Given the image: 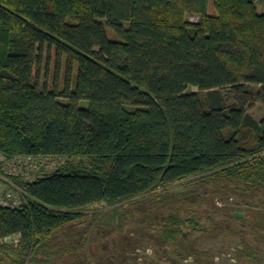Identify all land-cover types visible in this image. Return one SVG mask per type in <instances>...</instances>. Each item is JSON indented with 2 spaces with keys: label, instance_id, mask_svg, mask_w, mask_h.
<instances>
[{
  "label": "trees",
  "instance_id": "obj_1",
  "mask_svg": "<svg viewBox=\"0 0 264 264\" xmlns=\"http://www.w3.org/2000/svg\"><path fill=\"white\" fill-rule=\"evenodd\" d=\"M257 1L0 0V153L62 160L10 176L23 193L0 207V251L13 264H88L97 233L124 231L127 206L149 198L191 205L210 184L264 195V116L247 109L264 106ZM96 204L108 209L81 228ZM176 209L137 226L178 262L210 263L194 247L205 226Z\"/></svg>",
  "mask_w": 264,
  "mask_h": 264
},
{
  "label": "rangeland",
  "instance_id": "obj_2",
  "mask_svg": "<svg viewBox=\"0 0 264 264\" xmlns=\"http://www.w3.org/2000/svg\"><path fill=\"white\" fill-rule=\"evenodd\" d=\"M256 7L259 13H264V0H258ZM208 12L215 13L211 3L208 6ZM190 19L197 18L193 16ZM106 33L111 39L117 37L109 28H106ZM50 54L48 72L43 76V79L49 84L54 80L55 65V55L52 52ZM75 77V72H73L72 88ZM65 79L66 71L63 62L59 73L60 88L64 87ZM190 89L197 90L194 87ZM86 104V101L81 102L82 106H86ZM247 109L257 120L264 116V106L261 102H255ZM61 161V159L40 158L27 162V164H31L30 170L35 172L41 168H53ZM26 166H22V164L16 166V173H27L29 169L26 170ZM8 171L9 163H1L0 189L4 188V178L9 179ZM28 175L31 177V174ZM190 188L194 187L189 186L186 189L182 185H177L175 189L188 191ZM200 190L201 192L205 191L202 192V199L191 205L179 202L162 204L157 198L155 200L149 198L132 206L128 205L126 216L129 218L128 223L125 224V230L121 232L116 227H107L105 233H97L98 235L94 237L89 246L90 252L86 254H92L88 256V264H191L190 259L178 262L175 253L170 247L165 246L158 232L141 229L137 226V220L141 216H159L161 219L169 212H175L176 208L181 209L179 212L183 216H190L194 213L205 226V231L197 232L193 237L197 238L194 247L199 251L208 252L213 257L212 261L206 264H264V240L257 238V234L264 233V195L259 193L241 194L229 188H222L217 184L203 186ZM107 209L108 206L104 204H96L87 208L85 218L79 223V226L86 227L90 218L93 219L95 212ZM233 209L241 214L236 215L239 218L232 217ZM102 225L98 227L102 228ZM77 258H69L66 261L53 259L52 264H65V262L73 264L78 262ZM0 264H13L9 255L2 250L0 251Z\"/></svg>",
  "mask_w": 264,
  "mask_h": 264
},
{
  "label": "built area",
  "instance_id": "obj_3",
  "mask_svg": "<svg viewBox=\"0 0 264 264\" xmlns=\"http://www.w3.org/2000/svg\"><path fill=\"white\" fill-rule=\"evenodd\" d=\"M34 159L37 160V158L32 156H15L13 158L7 159L0 153V164L6 162L9 163V171L7 173L9 179L7 177L4 178V188L0 189V207H15L20 204L19 194L23 193V191L11 181L10 176L17 175V170L15 167L18 165L20 166V164H22V166L27 165L26 170L29 169L30 171L32 166L31 164H27V162H32ZM7 189L11 190L8 191ZM18 239L19 235H13L5 236L1 239V241L16 244Z\"/></svg>",
  "mask_w": 264,
  "mask_h": 264
},
{
  "label": "water",
  "instance_id": "obj_4",
  "mask_svg": "<svg viewBox=\"0 0 264 264\" xmlns=\"http://www.w3.org/2000/svg\"><path fill=\"white\" fill-rule=\"evenodd\" d=\"M235 215H241L239 212H235Z\"/></svg>",
  "mask_w": 264,
  "mask_h": 264
}]
</instances>
